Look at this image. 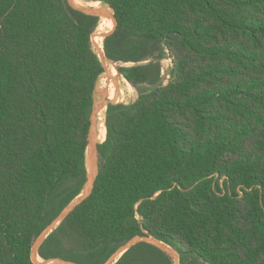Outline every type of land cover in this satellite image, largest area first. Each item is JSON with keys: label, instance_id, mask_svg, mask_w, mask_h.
Instances as JSON below:
<instances>
[{"label": "trees", "instance_id": "trees-1", "mask_svg": "<svg viewBox=\"0 0 264 264\" xmlns=\"http://www.w3.org/2000/svg\"><path fill=\"white\" fill-rule=\"evenodd\" d=\"M92 1L113 12L104 53L138 98L108 105L94 189L38 256L105 264L146 236L179 264H264V0ZM99 24L69 0H0V264H36L83 194L110 66ZM115 264L174 261L139 243Z\"/></svg>", "mask_w": 264, "mask_h": 264}, {"label": "water", "instance_id": "water-1", "mask_svg": "<svg viewBox=\"0 0 264 264\" xmlns=\"http://www.w3.org/2000/svg\"><path fill=\"white\" fill-rule=\"evenodd\" d=\"M70 4L73 6L71 0H69ZM74 7V6H73ZM77 9V8H76ZM78 10L82 11L85 14L88 15H93L97 16L100 19L109 17L105 11H100V10H95V9H83V8H78ZM112 20L114 21L115 27L114 30L117 28V21L113 15L112 12ZM113 30V31H114ZM112 31V32H113ZM111 32V33H112ZM110 33V34H111ZM109 35V34H108ZM105 35L104 39L108 36ZM105 55V53H104ZM102 64L104 65L103 58L99 56ZM106 58V55H105ZM107 59V58H106ZM108 60V59H107ZM105 67V66H104ZM108 108V107H107ZM101 109L96 108L94 106L93 113L91 115V129L89 133V139H88V149H87V170H88V180L87 183L84 187V195L82 194L79 196L75 201H73L61 214L60 216L39 236L37 241L34 244L33 250H32V259L33 255L36 254V251L39 250L43 242L48 238V236L79 206L81 205L92 193L94 189V184L95 181L98 177L99 174V155H98V145L96 144V137H97V130H96V121H97V115ZM94 138V139H93ZM93 139V140H92ZM90 150V153H94V161H90V165L88 164V151ZM139 243H150L159 249L163 250L166 252L174 261V264H179V255L176 253L173 249L167 248L163 243L159 242L158 240L154 239L153 237H136L127 244H125L123 247H121L110 259L106 264H115L118 262V260L123 256L124 253H126L129 249H131L133 246L139 244ZM176 257L178 258L176 260ZM61 264H75L71 262H65V261H60Z\"/></svg>", "mask_w": 264, "mask_h": 264}, {"label": "rangeland", "instance_id": "rangeland-1", "mask_svg": "<svg viewBox=\"0 0 264 264\" xmlns=\"http://www.w3.org/2000/svg\"><path fill=\"white\" fill-rule=\"evenodd\" d=\"M71 2L73 4V6L75 8H77V9L78 8H83V9H90L91 8V9L100 10V11L102 9H104V10L107 9V11H109V14H111V16L109 15V17L100 19L99 27H98V29L96 30V32L92 36L93 47H94L96 53L98 54V56H100L99 51L101 52V49L98 48L97 43L96 44L94 43V38L93 37H95V36H97L99 34H104V37H105V35L110 34L114 30L115 24H114L112 30H110V31H105V27H104V20H106V21L107 20H112V11L107 6L102 5V4L98 3V2H93L92 0H71ZM104 10H102V11H104ZM113 23H114V21H113ZM103 42H104V38H103V41H102V49H103V52H104ZM107 63L109 65H112L113 67H115L116 71H112V70H110L111 69L110 66L107 67V66L104 65L105 69H106V72L100 78V81L98 83V86L96 88V93H95V109L96 108H100L101 109L100 111H102V110L104 111V121H103V130H102V132L106 128V125H105V123H106V111H107V107H108L109 104H117V103L128 104V103L134 102L138 98L137 90L135 88H133L130 84H128L122 76H120V74L117 71L116 65H114L113 63L108 62V61H107ZM162 64H163L164 84H166L167 81H168V72H169L170 67H171V61L170 60H164ZM112 77H116L120 81V83L119 84H115L114 83L113 88L110 90L107 86H108V84L110 82H113L112 80H110ZM116 87H119L121 90H123V96L122 97L111 93V91L114 88H116ZM108 97H112L114 99H117L118 101L110 102L109 100H107ZM100 111H99V113L97 115V121H96L97 122L96 123V130H97V137H96L97 141H96V144L97 145L104 143L105 140H106V137L104 139H102V140H98V138L102 134V132H99V129H100V126H101L100 115H99ZM88 154H89V151H88ZM83 195H84V193H83ZM166 247L172 250V248H170L168 246H166ZM38 251H36V254L33 255V261L36 264H49V263L50 264H57L58 263L59 260H50V261H44L43 260V263H41V262L39 263L38 260H36V255H38Z\"/></svg>", "mask_w": 264, "mask_h": 264}, {"label": "bare ground", "instance_id": "bare-ground-1", "mask_svg": "<svg viewBox=\"0 0 264 264\" xmlns=\"http://www.w3.org/2000/svg\"><path fill=\"white\" fill-rule=\"evenodd\" d=\"M102 10H104V9H102ZM104 11H106L105 13H107V9L106 10H104ZM110 16H111V14H109ZM108 22H109V20L108 21H106V20H104V27H105V31H107V27H108ZM103 38H104V34H99V35H97V36H95L94 37V43L96 44L97 43V46H98V48H100L101 49V52L99 51V54H100V56H101V58H103V60L105 61V62H107L108 60L105 58V55H104V52H103V49H102V41H103ZM103 61V62H104ZM164 61V60H163ZM105 62H104V64H105ZM108 62H110V61H108ZM168 62V61H167ZM167 65V64H166ZM110 66H112V65H110ZM113 67V66H112ZM110 80H112L113 82H110L109 84H108V88L111 90L112 88H113V85H114V83L115 84H119L120 83V81L116 78V77H112ZM105 82V81H104ZM107 82V81H106ZM101 83V82H100ZM104 87V86H103ZM105 94V93H104ZM103 111V110H102ZM102 111H100V121H101V126H100V129H99V132H102V130H103V121H104V111L102 112ZM105 130V129H104ZM103 133H104V131L102 132V134H101V136L103 135ZM101 136L98 138V140H100V138H101ZM94 139V138H93ZM92 139V140H93ZM89 154H90V150H89ZM89 154H88V158H89ZM94 161V153H92V162ZM178 258L176 257V260H177ZM36 260H38V262L40 263H43V260L38 256V255H36ZM58 263H60L59 261H58ZM50 264V263H49Z\"/></svg>", "mask_w": 264, "mask_h": 264}]
</instances>
